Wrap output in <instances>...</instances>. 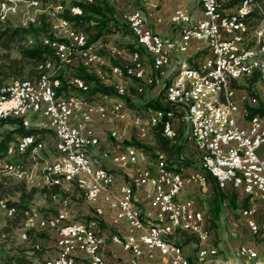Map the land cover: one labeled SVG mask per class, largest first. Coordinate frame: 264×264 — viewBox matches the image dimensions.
Returning <instances> with one entry per match:
<instances>
[{"label": "built area", "instance_id": "2783aa9c", "mask_svg": "<svg viewBox=\"0 0 264 264\" xmlns=\"http://www.w3.org/2000/svg\"><path fill=\"white\" fill-rule=\"evenodd\" d=\"M198 1L203 16L197 19H192L188 10L183 7H176L172 11L171 21L180 25L177 37L159 34L148 23L140 8H134L124 14L136 44L149 51L153 71L147 75H138V68L147 63L139 62L136 49L121 47L116 49L120 63L110 65L112 75L118 78L113 84L118 94L128 91L126 82L132 79L161 86L164 99L169 104V107H163L162 116H155L153 112H133L130 115L122 100L121 106H114L112 100L107 102L101 97L94 96L89 99L83 94L57 93L61 86V78L58 76L61 69L65 70L76 58L85 64L95 63L100 60V54L95 51L93 44L87 43L86 33L76 27L72 20L69 25H60L58 14H52L55 17V40L48 41V46L56 51L54 72H38L28 83L17 84L19 101L12 104V107H20V114L15 118H20L25 126H31L30 112H40L45 117L53 131L54 146L58 150V162H51L49 166L62 167L58 191L50 194L52 199L60 202V210L52 216L41 218H32L27 214L25 219L27 225L37 224L41 228L58 230L57 254L41 263L106 264L100 250L105 238L95 231V221L67 220L66 208L73 187L78 188L89 200L100 197L115 210V222L125 220L126 234L123 237L111 234V239L120 242L122 247L130 252L127 264H143L142 255L154 256L155 251L167 256L165 264H191L189 258L188 262L180 261V254H185L183 248L174 238L164 237V229L186 230L199 242L210 238L211 232L204 210L195 205L193 197L180 195L185 182H203L207 180L208 174L221 188L232 185L245 193L258 191L264 196V155L258 151L264 143V118L259 113L249 115L247 108L242 104L244 99H248L250 105L255 104V96L243 95L240 100L236 99L235 86L224 85L225 74L230 70H238L236 81L252 75L243 72V65H228V58L242 50L254 48L253 43L250 48L240 47V39L245 38L240 37V27L248 14L244 11V4L253 3L251 0H239L234 10L226 11L221 0ZM176 15H186V22H176ZM32 16L33 11L26 13V17ZM257 31H260L262 37V29ZM192 40L203 43L211 52L196 64H191L183 58V52L188 50ZM177 62L189 63V71L183 72L179 81H170L171 68ZM254 67H260L264 82V66ZM201 72H208V80L213 81L218 93L230 90L229 102H234V110L229 120H222L223 104H220V107H213L211 104L198 106L200 125H191V115H185L184 105L196 104V97L203 96L191 94V85L198 84ZM66 80L68 84L82 90L89 87L77 74L67 75ZM175 84H182V91H175ZM6 110L11 108L0 107V121L9 118L6 117ZM239 115L246 119V124L239 122ZM110 116L119 120L130 116L140 138L146 137L158 125L166 136L175 138L170 135V126L178 128L179 119L183 126H192V133H185V136L188 143L199 153L200 164L197 171L183 174L180 170L170 168L163 153L159 155L155 170H136L134 183L150 184L153 187L150 206L154 209V221L150 224L144 221L142 210L133 204L132 184L118 182L114 170L96 163L90 157V149L99 143V136L92 129L86 128V124L93 118ZM194 130H202L204 140H197ZM123 131L124 129L116 127L110 130L111 138L117 140L115 145L122 148L110 154V159L124 165L134 164L141 152L133 144L122 146L119 143L123 138ZM26 138L27 148H31L32 140ZM108 151L109 149L105 150L103 154H108ZM32 152H38V148H32ZM17 169H21V174L27 176L25 162H20ZM45 184H49V177L46 178ZM101 212L102 206H97L96 213ZM251 212V208L242 209V213L247 216V224L253 232H257L258 225L254 218L249 216ZM217 251L213 244L200 245L197 257L199 260H205ZM232 252L236 257L233 264H246L247 259L258 255L253 247L240 248L239 244L233 247Z\"/></svg>", "mask_w": 264, "mask_h": 264}, {"label": "crops", "instance_id": "0c3cea01", "mask_svg": "<svg viewBox=\"0 0 264 264\" xmlns=\"http://www.w3.org/2000/svg\"><path fill=\"white\" fill-rule=\"evenodd\" d=\"M51 1L53 0H48L47 1L48 4H45L40 0L39 1L40 7L38 8H41L43 4H45V7H48ZM54 1L52 3L56 4L57 2V5L59 6L58 7L59 11L60 9L64 10V8L60 7L63 5H60V3H58V2H62L61 0H54ZM107 1H108V5L110 6V8L113 9V11L115 10V12L117 11L121 12L119 16H122L124 22H126L124 17L125 12L132 10L134 8H141L143 13L147 17L148 23L154 28V30H156L159 34L165 37H177L180 33V25L175 24L170 19L171 13L176 7H183L186 10H188L192 19H197L203 16V12L198 0H163V1L162 0H107ZM75 6H80V5H75ZM235 7L236 5H233V7L230 8L225 7V9L226 11H232L235 9ZM29 10L33 11V8L32 9L30 8ZM40 10L41 9H39L38 11ZM69 10L71 11V8ZM82 13H83V9H82ZM58 22L62 24L64 22V18L61 17L58 20ZM179 22H186V19L181 20ZM67 23H69V21H67ZM259 36L257 37L256 43L261 42L260 40L261 38ZM101 38H103V35H101L98 39H96L95 41L96 43H93L95 50L96 49L100 50L102 47V49H107L108 51V48H106L103 45L105 43H99V41H101L100 40ZM101 52L104 53L105 50L104 51L101 50ZM210 53L211 52L209 48L205 46L203 43H197L196 41L192 40L188 50L183 52V58L191 64H196L204 57L210 55ZM109 55L110 57L119 58V55L114 54V52H111V54ZM148 55H146L147 58L145 60V57L143 56L142 53L143 61L144 63H147L145 64L144 75H147L148 65L150 66L151 64V59L148 57ZM110 57H108L109 59L108 58L106 59L105 56L100 55V60L98 61L99 65L97 63L87 64L88 69L96 73L98 76H100L105 83L108 82H106V79L104 78L103 74L100 73V71L101 68L102 70L106 71L105 69L107 67L106 64L109 65L111 62ZM81 61L76 59L73 62V66H69V68L76 71V68ZM184 64L189 65L187 63ZM94 65H96L97 67L92 68ZM177 65L178 64L174 66L173 71ZM172 76H173V72H172ZM171 80L172 79H170V81ZM108 84H110V82ZM158 87L159 85L152 86L153 89H156ZM136 89L138 91H141L142 87H136ZM100 94L108 96V94L102 92H96L94 96L98 97L100 96ZM226 94L228 97L227 108L229 106H232L234 109V102H229L230 91L226 92ZM210 98L208 99L209 101ZM110 99H113L114 106H121L120 100L114 99V97H111ZM213 100L215 101V98H213L212 101ZM219 100L221 102L224 101V96L222 94H219ZM214 107H216V104ZM160 109L163 108L153 109L152 112L156 114ZM29 116H30L31 126L37 128V133H36L37 137L43 138L45 141V146L41 152L42 155H44L46 159L47 158L52 159L54 158V152H55L56 155L55 158L49 160V161H54L57 158V152H56V147L54 146V134L52 129L48 126L45 117H43L40 112H30ZM262 117L264 118L263 115ZM239 122L241 124H246V119H244L243 116L239 115ZM14 126L16 127V125ZM10 127L14 128L13 125ZM113 127L119 128L121 130L124 129L123 138L121 140L122 146L125 144H136L135 141L142 142L140 140L141 138H139L138 135H136L137 134L136 129L132 125L130 119L115 120L110 117L96 118V119L93 118L92 120L87 122L86 128L92 129L94 133H96L99 136V143L91 147L90 157L96 163H101L102 165L113 169L117 173L118 182H128L132 184L133 204L138 206L142 210L144 221L147 224H150L154 221V209L150 206V199L153 194V187L150 184L138 185L134 183L133 179L137 173L136 172L137 168H150L151 170H155L156 161L149 158L148 155L144 153L139 146L137 148L140 150L141 155L138 161L134 164L124 165L111 160L110 154H114L122 149L121 147H117L115 145L117 143V140H114L110 136L109 132ZM185 130L187 133L186 125H185ZM189 133H191V131ZM22 136L24 135L19 134L17 136V139L14 140L16 142L13 141V145L15 144L16 148H18L17 143ZM142 143L145 144L147 142H142ZM150 143L152 144L153 140ZM189 145H190L189 146L190 155H188V157L191 159V161L189 164L182 165L180 167V171L183 174H189L191 172L198 170L199 158H200L199 153L191 144ZM108 149H109L108 151L109 153L104 155L103 154L104 151ZM28 150H30V152L25 154L17 153V151H15L13 154L7 153L5 157L0 159V161L2 160L0 162V167H2L4 163H14L7 161L9 155H12L14 159H20L25 157L27 161L28 160L30 161L31 158L36 159L39 156V154L37 156L33 155L31 149ZM258 151L260 154L264 155V143L259 147ZM193 157H195V159ZM196 163L198 164L196 165ZM37 164H40L42 169L43 162ZM41 174H42V170H41ZM46 178L47 175L44 176V181L42 180L43 183L46 182ZM29 179H30L29 182L35 181V177L33 176H30ZM41 179H42V175H41ZM33 184H35V182ZM180 195L182 197H191V196L194 197L195 205L205 211L207 210V208H210L214 205L216 199L223 204L224 203L228 204L229 202L235 204L236 210H238L239 207L241 208L238 210L239 213L241 214L238 218V221L234 220L235 217H233L232 213H230L228 217V220L230 221L229 228L231 230V234L234 235L235 238L233 237L234 239L228 241L227 236L225 235L226 238L225 244H223V242L219 240V245L214 244V246L217 247L218 250L217 253L214 255L207 256L205 260L198 259L197 249L200 245L208 246L211 243L209 240L198 242V240L194 236H192L190 232L186 230L183 231L166 230L167 233L166 238H174L176 242L181 244L185 255L189 258L192 264H203L209 261L212 262V264H233L236 261V257L233 255L232 249L236 244H240V243H242L240 245H248L250 247H253L258 252V255L256 257L247 259L246 264H264V196L260 192L254 191L253 193L248 194L243 192L240 188H236L232 185H227L226 187L221 188L216 185L214 179L208 178V181L203 183L199 181L185 182L181 188ZM47 202L48 203L44 204V207H42V213L40 212V216L37 212L33 211V216H32L33 218L36 217L41 218V216H52L56 214L58 210H60L61 204L57 199L47 198ZM97 206H102V212L100 214L96 213ZM243 208L252 209V212L249 216L253 217L254 220L256 221L258 225L257 232H253L250 226L247 224L246 222L247 216L242 214ZM114 216H115V210L113 208H110L106 203H104L100 197L90 201L89 199L83 196V194L78 188L73 187L70 193V201L67 206V220H71V219H82L86 221L94 220L95 231L103 235L105 238V242L103 243L100 249L104 262L106 264H127L130 258V252L124 249L120 242L113 241L111 239V234H118L120 237H123L126 234L127 232L126 222L123 219L115 222L113 220ZM213 217L215 218L216 222L220 220V214L215 209L213 210ZM35 229H41L44 231H40L38 233L33 231L34 235H30L28 240H24V241L16 240V242L15 241L13 243L11 242L12 244L8 247L12 248L10 250H16L17 248H26L27 252L30 254L34 262L42 264L41 262L43 260L54 257L57 254V238L59 236V233L58 230L55 228H41L38 225L35 226ZM240 236H246L247 239H249L248 242L247 243L241 242ZM37 242L43 244V247L40 249H35L33 245ZM141 260L143 264H165L167 260V256H164L160 254L158 251H155L154 256H148L147 254H143Z\"/></svg>", "mask_w": 264, "mask_h": 264}, {"label": "trees", "instance_id": "16d2710c", "mask_svg": "<svg viewBox=\"0 0 264 264\" xmlns=\"http://www.w3.org/2000/svg\"><path fill=\"white\" fill-rule=\"evenodd\" d=\"M40 1V0H38ZM42 2H47L48 0H41ZM76 3L80 4V11L77 14L72 15V12L65 11V18L67 20H72L73 24L77 27H82L85 22H87L91 17L92 14H103L104 8L110 9L107 0H74ZM223 1V0H222ZM239 0H236L238 2ZM83 9V13H82ZM68 17V18H67ZM251 13L247 16V20L243 23L245 26L251 27L252 26V19ZM79 25V26H78ZM125 26L126 30H130V27L127 24L114 21L111 23L109 21H102L100 26L92 32L91 35H88L86 31L87 41L93 42L94 40L98 39L101 35L108 31H112L115 29H120V27ZM129 27V29H128ZM240 30V33L242 32ZM131 31V30H130ZM49 34L46 23L43 21L41 24H30L28 26H24L21 24H13L11 21L5 19L0 20V90L6 87L9 83L14 80L18 79H33L39 73L45 74L46 72L39 68L41 64H43L47 59H51L53 62L56 60V52L49 47L48 45L44 44L43 38L44 36H51L45 35ZM44 35V36H43ZM260 43H264V34L261 38ZM254 40L249 43H256ZM246 43V42H244ZM246 43L244 45L251 46V44ZM126 47L130 50L132 49H139L141 52L144 51V48L138 44L134 39L133 42L126 44ZM79 61L81 59L76 58ZM74 59V61L76 60ZM120 58H112V64L120 63ZM73 61V62H74ZM73 62L66 66V69H61L58 73V76L61 78V86L57 89V93L59 94H84L89 99L94 97L96 92H102L109 95H116V89L113 84L105 83L100 76L96 73L88 69L87 64L83 63L82 61L75 70L69 68V66H73ZM56 64V63H55ZM69 74H77L82 77L85 82L89 85L87 90H82L74 85H70L67 83V75ZM255 75L259 78V74L257 72L252 73L251 76H247L246 81L249 83L247 89L249 90L250 94L254 95L256 98L258 95L251 89L250 85L252 84V80L255 79ZM261 79V78H260ZM135 79H133V82ZM240 85L236 80L231 82V86ZM136 87L133 84L128 85V91L123 95V97L127 100L129 99V95L135 91ZM78 90V91H77ZM213 98L215 101L213 103L212 99L210 101L207 95L201 99V104H211L212 106L216 104V107H220V104H223L224 111L228 105V97L226 92L222 94L224 96V101L221 102L219 100L218 89L214 90ZM131 103V102H130ZM148 105L152 106L154 109L161 108L160 102L157 99L150 100ZM213 106V107H214ZM245 107L247 108L248 114L251 115L253 113H259L264 116V101L260 98H257V102L253 105H250L246 102ZM163 110V109H160ZM14 121L20 123L15 128L9 127H1V122L4 121ZM37 128L34 127H24L22 120L20 118L9 117L2 121H0V159L5 157L8 153V149L10 144L17 139V134H36ZM152 140L153 143L151 146H148L142 142L135 141L136 146L140 147V149L148 155L149 158L155 159L156 161L159 158V154L163 153L165 161L167 162L170 168L180 170L182 165H187L190 163L191 159L184 157L182 158V142L177 138H170L166 136L162 131L160 126H156L152 130ZM16 142V141H14ZM16 148L15 151H17ZM30 150L22 152V154L28 153ZM208 178H212L207 174ZM214 179V178H212ZM215 181V180H214ZM216 182V181H215ZM217 185V183H216ZM218 186V185H217ZM58 191L57 184H45L42 183L41 185L36 184H28L25 180L16 179L11 175L2 174L0 175V201L5 202L9 207L15 209V214L13 216H8L9 223L7 226L15 227L19 226L27 217L33 216L32 207H30V200L34 197V195L39 192L46 196L50 197L52 192ZM30 213V214H29ZM205 212V218H206ZM86 221V220H82ZM213 223L214 220H211ZM208 225V223H207ZM209 227V226H208ZM210 229V228H209ZM211 231V230H210ZM192 234V233H191ZM192 236H194L192 234ZM195 237V236H194ZM0 264H39L35 263L30 254L27 252L26 248H17L16 250H5L0 251ZM44 264V263H42ZM192 264V263H191ZM203 264H212V262H205Z\"/></svg>", "mask_w": 264, "mask_h": 264}, {"label": "rangeland", "instance_id": "374dc122", "mask_svg": "<svg viewBox=\"0 0 264 264\" xmlns=\"http://www.w3.org/2000/svg\"><path fill=\"white\" fill-rule=\"evenodd\" d=\"M2 1L3 0H0V3ZM7 1L10 2L11 0H7ZM31 1L32 0H15L17 7H18V10L16 13H13L10 10H8L7 6L5 8H1V4H0V8H1L0 9V20L5 19V21L9 20L13 24H21L24 26H28L30 24H34V25L35 24H41L44 21L46 23V28L49 32V34H45V35H55V32L53 30V22L55 21V17L52 14H54V13L58 14V20L61 17L65 18L66 17L64 14L65 11L69 12V9L72 6L78 5V3H76V1H74V0H61L63 3L62 2H58V3H60V5H63L60 7L64 8V10L60 9V11H59V9H58L59 6L57 5V2H56V4L50 3L48 5V7H45V4H48V3L43 2L45 4H43L41 6V8H38V7H40L39 6L40 3L36 4V5H32ZM222 3L225 7L230 8V7H233V5H236L237 2H236V0H223ZM30 8L31 9L33 8V18L26 17V13L30 11L29 10ZM39 9H41V10L38 11ZM119 14H121L120 11L115 12V10L113 11L112 8H110V9L104 8L103 14L102 13L101 14H97V13L92 14V17L87 22L84 23L83 28L81 26L80 27L84 31H86L88 35H91L92 32H95V30L98 28V26H100L102 21H109L110 20V22L112 23L113 19H114V21L118 22L119 24H121V23L127 24L126 22L123 21L122 16H119ZM250 19H252V26L249 28H248V26H246L244 28V30H242V32L240 33L241 37H245V38H242V40H241L242 44L249 43L248 40L250 42H252L254 40V42H255V39H257V37L259 36V33H260V31H257L258 29H262V35L261 36H263V34H264V0H253ZM67 21H69V20L64 19V22H67ZM80 27H78V28H80ZM128 29H129V27H128ZM260 38H262V37H260ZM100 40L101 41H99V43H105L103 45L106 48H108V51H107V49H102V47L100 50L96 49L97 51L96 50L95 51L97 53H99L101 56H105V58L107 59L108 57H110L109 54H111V52H114V54L118 55L116 49L121 48V47L126 48V43L133 42L134 36L130 30H126L125 26H122V27H120L119 30L115 29V30L108 31V32L104 33L103 38H101ZM260 40H262V39H260ZM95 41L96 40H94L93 42H90V43L87 41V43L93 44V43H96ZM244 42H246V43H244ZM249 44H251V43H249ZM257 44H259V42L255 43L254 46ZM101 50H103V51L105 50V52L103 53V52H101ZM136 50L141 51L137 48H136ZM142 53H143V56L145 57V60H146V58H147L146 55H148V53H146L145 50ZM148 57L151 59L150 54L148 55ZM112 58H114V57H110V59H112ZM54 60H56V59H54ZM95 63L98 64V61H96ZM92 64H94V63H92ZM111 64H112V61L110 62L109 65L106 64V66H107L106 68L104 66L106 71L102 70V68H101L100 73L103 74L104 78L106 79V82H108V83L110 82V84H113L114 82H116L118 80V78H116L115 76L112 75L111 70H110ZM94 67H97V66L94 65L92 68H94ZM152 71H153V67H152V64H150V66L148 65V73L149 72L151 73ZM246 78L247 77H245V78L243 77L237 81L238 84H240V85H237L235 87L236 99L240 100L243 95H247L250 97L254 96V95L250 94L249 90L247 89V86H249V83L246 81ZM134 81L135 82H133V79L127 80L126 85L134 83V85L136 86L137 84H141L139 86L142 87V90L138 91L134 87L135 91L129 95L128 103H127V100L123 97V95H126V94H118L117 90H116V95H109L108 94V96H105L103 94H100V96H98V98H100L102 95V99H105L107 102L112 100V99H110L111 97H114V99H117L120 101L122 100L125 108H127L130 115H132L133 112H139V113H143V114H146L149 111L152 112V110L154 108L152 106L148 105V103L150 102L151 99L152 100L157 99L158 102H160V104H161V106H160L161 108L169 107V104L164 99V95H163L161 86H159L156 89H153L152 86H154V84L152 85V84H148V83H145L143 81H137V80H134ZM252 81L253 82L250 85L251 89L258 95L257 98H260L264 101V86H263L264 83L262 82V80L258 76H256L255 79ZM113 86H114V84H113ZM115 89H116V87H115ZM80 94H82V93H80ZM207 95H208V98L211 97L210 99H213V93L208 92ZM246 102L248 103V99H244L242 101V104L246 105ZM105 118H109V117H105ZM110 118H113V117L110 116ZM113 119H115V118H113ZM125 119L129 120L130 116L128 118H125ZM115 120H119V119H115ZM130 121H131V119H130ZM19 124L20 123H18V122H14V121L10 120V121L1 122V127L11 128L10 126L13 125V127L15 128L14 125L17 126ZM177 124H178V129H177L178 134L175 138L181 140V142H182L181 156H182V158H183V156L189 158L188 155H190V149H189L190 145H189L188 140L186 139V136H185L186 130H185L184 126L181 124L180 119L177 120ZM186 126H187V133H189L190 132V125H186ZM30 127H32V126H30ZM113 128H115V127H113ZM176 128H177V126H176ZM152 130L149 132V134L146 137H144V138L141 137V139H140L142 142H147L145 144L148 146H151L150 142L152 141ZM136 133H137V131H136ZM18 135L19 134H17V136ZM136 135H138V133ZM138 137L140 138V136H138ZM38 139L43 143V148H44V146H45L44 139L43 138H38ZM114 140H116V139H114ZM121 140L119 141L120 144H121ZM10 145H13V142ZM133 145L136 146V144H133ZM17 147H19L18 143H17ZM43 148L40 150L39 156L36 159L30 157L31 158L30 161L29 160L27 161L25 157L20 158V159H14V157L12 155H9L8 156L9 158L7 161L8 162H14V163H8V166L6 165V163H4L3 164L4 168H3V166L0 167V175H2V174L11 175L16 179L25 180L28 184H30L29 177L33 176V177H35V181H34L35 184L41 185L43 183L42 180L44 181V176L47 175V177H48V174H47L46 169H45L46 161L52 160L56 156L55 152H54V158H52V159L47 158L46 159V157L44 155H42V153H41ZM22 152L23 151L19 147L17 149V153H22ZM10 157H12V158H10ZM193 158L195 159V157H193ZM36 160H38V162H36ZM20 161H23L26 163L27 176H22L21 169H17V168H19V164H20L19 162ZM154 161H156V160L154 159ZM41 162H43L42 169H41V165L37 164V163H41ZM49 162H51V161H49ZM166 164H167V162H166ZM197 164L198 163H196V165ZM199 164H200V158H199ZM198 169H199V165H198ZM41 170H42V174H41ZM41 175H42V179H41ZM24 177H26V178H24ZM207 181H208V176H207V180H205L203 182H207ZM47 198H51V197L37 192L34 195V197L30 200V207H32L31 212H33V211L37 212L40 216V212L42 213V207H44V204L48 203ZM214 209L216 211H218V213L220 214V220L218 222H216L215 218L213 217V210ZM239 209H241V208L239 207L238 210ZM238 210H236L235 204L230 203V202L228 204L227 203L223 204V203H220L217 199L215 200V203L212 207L207 208L206 211L204 210V212H206V214H207L206 215V223H208L207 226H209V228L211 230L210 231L211 232L210 238L208 239L211 242L209 245H211V244L219 245V240H221V242H223V244H225V242H226L225 235L227 236L228 241H231V239L235 238L234 235L231 234V230L229 228L230 227V221L228 220V217H229L230 213H232L233 217H235L234 220L238 221V218L241 215ZM8 216H13V215H7L4 211H0V251H5L6 249H12L11 247H8V246H10L14 241L16 242V240H18V241L28 240L30 235H34V232L38 233L40 231H44L41 229H35V226L37 224L34 226H28L26 224L25 220L19 226L9 227V226H7V224L9 223V219H10V218H8ZM74 220H82V219H71V221H74ZM211 220H214L215 223H213ZM23 232H24V236L22 235ZM248 240L249 239H247L246 236H240L241 242L247 243ZM240 244H242V243H240ZM33 246L35 249H40L43 247V244H41L40 242H37ZM222 246H220V247H222Z\"/></svg>", "mask_w": 264, "mask_h": 264}, {"label": "bare ground", "instance_id": "6f19581e", "mask_svg": "<svg viewBox=\"0 0 264 264\" xmlns=\"http://www.w3.org/2000/svg\"><path fill=\"white\" fill-rule=\"evenodd\" d=\"M251 3H253V0H251ZM0 4H1V8H5L7 6L8 10H10L13 13H16L18 10L15 0H11L10 2H8L7 0H3ZM31 4L32 5L39 4V1L32 0ZM79 11H80L79 6L71 7L72 15L73 13L74 14L79 13ZM244 11L248 12L247 16H249L252 11V4H244ZM247 16H246V20H247ZM30 18H33V16ZM184 19H186V15H176V22H179ZM245 22L246 21L242 22L240 30H242L243 23ZM60 25H69V23L63 22ZM54 40H55V35L44 36L43 38V42L46 45H48V41H54ZM241 40L242 39H240V47H243V48L251 47V46H246L242 44ZM253 47L254 48L249 49V50H242L237 55H234L233 57H229L228 65H243L244 73L252 74L254 72H257L261 80L263 81V74L260 70V67H254V66H264V43H259L255 46L253 44ZM144 49L147 51L146 48ZM53 50L55 51V49ZM147 53H149V51H147ZM136 54L139 57V62L144 63L143 58H142V53L136 50ZM55 63L56 62H53L51 59H47L43 64L39 66V68L44 70L46 72L45 74H51L54 72V69L56 67ZM184 63L185 62H177L176 64L178 65L176 66L174 71H173V68L176 64L171 68V74H170V79H172L171 81H179L182 73L189 71V65H186ZM172 72H173V76H172ZM144 74H145V64H143L141 67L138 68V75H144ZM237 78H238V70H230L227 74H225L224 85L231 86V82L236 80ZM29 80H33V79L14 80L11 83H9L6 87L0 90V107L11 108V110H6V117H17V115L20 114V107H12V104H16L19 101V91L16 89V86L17 84L28 83ZM136 87H141V86L136 85ZM216 89L218 88H215V84L213 83V81L208 80V72H201V74H199L198 76V84L191 85V94L203 95V96L196 97V104H185L184 105L185 115H191V125H200V114L198 113V106H203L200 101L201 99H203V97H205V95L208 92H211ZM175 91H182V84H175ZM224 91L228 92L230 90H222L220 94H223ZM112 105H113V99H112ZM233 110H234L233 107L229 106L227 109L222 111V120H229L231 118ZM154 115L162 116L163 110H158V112ZM191 125H190V131L192 133ZM24 127L29 128L28 126H25V125ZM184 128H185V125H184ZM177 134L178 132H177L176 126H170V135H174V137H176ZM26 137H29L32 140L31 148H27V138ZM194 137L197 138V140H204V133H202V130H194ZM18 145L23 152L27 151L28 149L32 150V148H38V152H34V153L32 152V154L35 156H37L40 150L43 148V143L38 139L36 134H27V135L22 136L18 141ZM15 149H16L15 144L10 145L8 149V154H13L15 152ZM56 152H57V158L51 162H58L57 148H56ZM51 162L46 161V164H45V169L49 177V184L51 183V184L58 185V183H60V177L62 175V167L61 166H49ZM6 165L8 166V163H6ZM19 167H20V164H19ZM22 176H25V175H22ZM0 211H4L7 215H14L16 212L14 208L9 207L3 201H0ZM28 226H32V225H28ZM166 230H179V229H164V237H166V234H167ZM239 247L240 248H252L248 245H240V244H239ZM180 261L188 262V257L185 254H180ZM44 264H48V263H44Z\"/></svg>", "mask_w": 264, "mask_h": 264}]
</instances>
